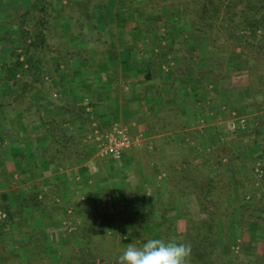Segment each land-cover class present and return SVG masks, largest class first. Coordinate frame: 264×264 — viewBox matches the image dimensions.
Wrapping results in <instances>:
<instances>
[{"label":"crops","instance_id":"1","mask_svg":"<svg viewBox=\"0 0 264 264\" xmlns=\"http://www.w3.org/2000/svg\"><path fill=\"white\" fill-rule=\"evenodd\" d=\"M115 2L110 14H119L117 24L106 16V1L96 7L98 18L106 14L109 38L94 37L89 48L79 40L72 45L70 35L68 44L73 52L90 50L83 70L74 58L73 71L79 68L84 78L76 91L90 98L94 126L103 134L119 124L139 144L120 160L100 158L93 147L71 169L46 171L61 185L63 209L48 199L41 209L25 207L20 226L0 224V264H118L129 243L139 247L154 238L161 223L156 211L133 209L163 199L172 233L212 217L216 237L227 228L242 248L255 245L252 255L242 250L244 258L229 259L232 264H249L253 255L264 264V70L256 77L249 54L210 47L206 37L179 39L188 25L172 30L174 38L152 30L144 36L138 22L126 25L124 1ZM65 24L72 32L70 19ZM233 113L247 118L245 132L229 130ZM0 162L14 175L8 201L15 209L27 186L16 183L10 149L0 152ZM47 188L51 195L52 185Z\"/></svg>","mask_w":264,"mask_h":264},{"label":"trees","instance_id":"2","mask_svg":"<svg viewBox=\"0 0 264 264\" xmlns=\"http://www.w3.org/2000/svg\"><path fill=\"white\" fill-rule=\"evenodd\" d=\"M78 1L73 0L71 10L81 12L84 5ZM123 1L129 9L123 18L126 25L138 22L142 34L148 33V30L156 33L159 27H164L168 37L172 36L168 29L188 25L191 30L182 32L179 35L182 39L199 42L202 37H207L210 47L215 45L218 49L237 50L244 56L247 53L253 59L254 66L258 67L261 62L264 64V0H178L175 3L174 0H144L142 5L139 3L142 0ZM101 2L105 4V0H95L91 9L86 6V14L83 11L80 14L85 18L84 21H80L75 13L69 15V10L68 18L71 22L81 24L82 38L90 43L100 35L109 38L111 32L104 29V24L101 29L98 26L100 19H106L105 16L98 18L96 15V7ZM55 3V0H30V3L24 2L22 6L20 1H14L12 5L17 4L19 8H14L10 14L7 8L11 5L2 4L0 0V28L3 32L0 54L8 57L0 65V88L10 90V93L1 92L0 148L4 143L13 147L12 157L19 176V182L16 183L27 186V195L15 209L11 208L8 190L13 192L14 175L6 171L5 164L0 162V187L3 185L0 188V209L1 214L5 215L0 224L7 227L9 223L20 226L25 207L41 209L48 204L45 203L48 199L54 200L63 209L61 185L46 178L45 172L52 174L68 169L88 160L94 152L93 136L98 128L94 126L91 113L93 105L88 97L77 98L65 92L64 75L60 74L63 70H59L61 65L71 59L76 58L80 65L81 62H89L91 58L88 56L83 60L85 49L76 52L70 50V47L69 50L58 49L47 41L48 26L51 20L55 21L54 11H59ZM133 8H136L134 13L130 11ZM165 9L167 11L164 13ZM140 14L145 20L140 18ZM159 21L163 22L157 25ZM151 23L155 26H150ZM88 24L92 29H89ZM90 30L93 32L91 37L87 35ZM109 48L113 51L115 49L114 46ZM45 52L56 56L52 61L53 74L49 83L50 91L60 93V96L54 94L57 102L54 107H48L35 99L41 90L39 85L43 79L39 70H42L41 64L46 59L41 58ZM45 185H52L51 195ZM65 220L60 225L63 226ZM192 230L188 227L183 241L191 245L190 264H215L217 224L210 217L196 227V236ZM162 236L157 232L154 238ZM194 237L198 242H195L196 245L192 242ZM259 260V257H253L249 264H260Z\"/></svg>","mask_w":264,"mask_h":264},{"label":"rangeland","instance_id":"3","mask_svg":"<svg viewBox=\"0 0 264 264\" xmlns=\"http://www.w3.org/2000/svg\"><path fill=\"white\" fill-rule=\"evenodd\" d=\"M1 1H2V4H6V5H9V6L11 5L10 8H7V11L10 14L12 13V10L14 8H19V6L17 4H15V6L12 5V3L14 1H20V3H21L22 6H23L24 2L26 4L27 3H30V0H1ZM105 1H106V6L104 7L105 8L104 10L106 11V13H107V11H109V13L107 15L104 14V16L105 15L106 16H109V18L111 20L110 21L111 22L110 24H113V23L114 24H117V21L119 20V17H120L119 14L118 15H116L115 13H111L110 14V11L112 10V8H114L113 6H115V3H116L115 1H117V0H114L113 2H112V0H105ZM143 1L144 0L140 1L139 3L142 5L144 3ZM168 1H170V0H168ZM176 1H178V0H174L173 3H175ZM55 2H56L55 3V7L59 11H57V12L54 11L55 21H52V20L50 21L51 24L48 26L47 35H46L47 36L46 37L47 41L54 48H58L59 47L58 49H66V50H69V44H68V41L69 40H68V38H69L70 35H73L72 45L73 44H76L77 45V44H79V41L80 42L81 41H84L85 44H86L85 46L88 47L89 46L88 40L87 39H82V36H83L82 33L78 34V32H79L78 30H79L81 24L80 23L71 22L72 27H73V30H72V32H70V30H69L70 28L68 29V26L65 23L68 22L69 15H73L74 13H75L76 16H79V20L80 21L81 20L84 21L85 18L82 17V16H80L81 12L83 11V13H85L87 11L88 8L86 6H88L89 8L90 7L92 8V5L94 4L95 0H79L78 3L84 5L81 8V12L80 11H76L75 9L71 10V7L73 5V0H55ZM102 5H104L103 2L99 3L97 6L103 7ZM93 9H95V6L93 7ZM69 10H70V14H69ZM20 11L23 12L22 9ZM166 11H167V9H165L164 13ZM140 18L142 19V15L141 14H140ZM142 20H145V19H142ZM170 21H171V19H170ZM105 22H107V19H102L101 23L103 24ZM162 22L163 21H159L157 25L162 24ZM67 24H69V23H67ZM150 26H155V24L154 23H151ZM177 26L178 27H173L171 29H168V32H170L171 35H172V36H168V39L169 38H174L173 37L174 34L172 33V30H176V28H179V26H183L184 27L183 24L182 25H177ZM89 29H92L91 28V25H89ZM82 30L83 29H81V31ZM0 31H1L0 32V39H1L2 38V35H3L2 28H0ZM166 32L167 31H166V29L164 27H159L158 28V31L155 33V35H160L161 36L163 34H166ZM87 35L90 36V37L93 36L92 30H90ZM143 35L144 36H147L148 33L146 32ZM164 37H165V35H164ZM203 38H205V37H203ZM179 39H181V37ZM15 45H17V42L15 43ZM1 46H2V41H0V50H1ZM76 48H77V50H80L81 49L79 47H76ZM73 49H75V48H73ZM85 50H86V54L83 53V57H82L83 60H85L86 57L88 58V56L90 57V50H88V48L87 49L85 48ZM47 53L45 52L44 54H42V57H41L42 60H43V58H46V59L43 60V63L44 64H41L42 70H39V73H41L40 75H41V78L43 80L40 82V85H39V86H41L40 87L41 90L38 91L40 93H38V95L36 96L35 99L37 101H40L41 103H44L46 105H49L48 107H54L57 104L56 100L54 99V97L56 95H54V94H57V95L60 96V93L57 92V91H50L49 90V83L52 81V74H53V70L51 68V65L53 64L54 60L56 59V56L54 54H50L49 52H47ZM7 58L8 57L6 55L0 54V65L3 62H5L7 60ZM82 58H80V60H82ZM77 61H79V60H77ZM74 64H75L74 63V59H71V60H69L68 62H66L65 64H63V65H61L59 67L60 68L59 69L60 71L63 70V73H60V74H63L64 75V80H63V84L65 86L64 90H65L66 93H68V94H70L72 96L73 95L75 97L77 96V98H78V96H82L83 98H85V97H87V95L84 92H82L81 95H78V92L76 91V89L77 90H80L82 88V85H84L85 83H84V78L83 77H79V75H80L79 68L77 69V71H75V70H74L75 72L73 71ZM252 65L254 66L253 60H252ZM84 66H85V63L84 62H81L80 67L82 68V70H83ZM253 69H254V74L257 77L258 71H261V69L264 70V64L261 62L260 65H258V67L257 66H254ZM77 73H78V75H77ZM4 91L6 93L7 92L10 93V90L8 91V89H2V88H0V99L2 98L1 92H4ZM247 128H248V126L246 127L245 130H241V131H238V132H240V133L243 132V131L245 132L247 130ZM238 132H236V133H238ZM129 133H130V131H129ZM12 148L13 147H11L10 145L4 143V146H2L0 148L1 149L0 152L2 151V154L4 153V155H6V154H8V150L10 149L11 153H13L12 152ZM7 158H9V157H7ZM75 165L70 166L67 170L71 169ZM70 178H71V176H70ZM164 179H167L168 180V175L165 174V176L162 178V180H164ZM166 185L164 186V188L166 187V189H167L168 188V184H166ZM164 202L165 201L163 199L161 203H156L155 205H153V206L151 205L150 207H148L149 209L144 207V208H134L133 210H134V213H137V211L140 209V212L143 213L144 215L147 213L146 212L147 210H151L153 212L156 211L157 214L159 216H161V223H159V225H158L159 235L160 234H161V236L163 235L162 238L165 239L166 241L169 240V239H176L178 242H183L185 240L186 234L185 233H182V235H180V232L172 233L171 228H172V226L174 224L171 223V228H170V224H168V221L166 220V216L168 215V207L164 205ZM71 210H72V208H68L66 210V214L67 215L69 213L71 214L72 213ZM259 211H261V208H259ZM2 216H4V215L0 214V218H2ZM226 217H228V215H226L224 218H226ZM201 224H202V222H194L192 224H189L188 227L193 228L192 231H193V234L195 236H196V234H195L196 227H199V225H201ZM220 225H221L222 228H224L225 223L224 222H221ZM232 237H233L232 234L229 233V229H227V228H226L225 231L224 230H221L220 235L216 237V244H217L216 251L217 252H216L215 264H232L229 261V259H231V260H233L235 262L238 259L244 258V256H245L244 252L245 251L249 252V255H252L254 253L253 247L255 245H250L249 248H246L248 246H245V247L242 248L241 247L242 246L241 245L242 242L239 243L238 240L236 241V239H234ZM192 242H193V245H196L195 242L198 243L195 240V237H194V240ZM242 250H245V251L242 253ZM252 257H254V255ZM255 257H257V256H255ZM236 264H238V263L236 262ZM242 264H245V263H242Z\"/></svg>","mask_w":264,"mask_h":264},{"label":"clouds","instance_id":"4","mask_svg":"<svg viewBox=\"0 0 264 264\" xmlns=\"http://www.w3.org/2000/svg\"><path fill=\"white\" fill-rule=\"evenodd\" d=\"M191 245L176 239L149 238L139 247L129 243L118 264H190Z\"/></svg>","mask_w":264,"mask_h":264},{"label":"built area","instance_id":"5","mask_svg":"<svg viewBox=\"0 0 264 264\" xmlns=\"http://www.w3.org/2000/svg\"><path fill=\"white\" fill-rule=\"evenodd\" d=\"M90 110V109H88ZM247 127V118L232 114L229 120L228 128L232 133L245 130ZM95 149L100 158L113 157L120 160L125 149L139 144L138 139L131 137L127 128L119 124H114L105 133L101 134L97 129L94 131ZM256 175L262 177V170H256ZM66 224V222L64 223Z\"/></svg>","mask_w":264,"mask_h":264}]
</instances>
